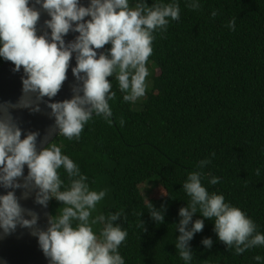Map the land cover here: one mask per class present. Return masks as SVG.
<instances>
[{
	"label": "trees",
	"instance_id": "1",
	"mask_svg": "<svg viewBox=\"0 0 264 264\" xmlns=\"http://www.w3.org/2000/svg\"><path fill=\"white\" fill-rule=\"evenodd\" d=\"M179 3L180 19L155 34L146 95L125 103L118 82L108 78L116 92L111 124L93 117L79 140H53L92 189H108L97 210H122L114 223L128 232L119 248L125 264H184L174 246L178 212L188 201L182 183L206 158L202 185L264 233V0H200L198 10ZM233 19L235 31L227 27ZM211 176L220 182L209 184ZM157 189L163 194L147 200ZM147 201L163 209L162 224L151 220ZM58 207L49 201L51 215ZM209 237L213 246L205 249L201 240ZM190 246L194 264H255V255L264 256V247L235 255L217 240L210 220Z\"/></svg>",
	"mask_w": 264,
	"mask_h": 264
},
{
	"label": "clouds",
	"instance_id": "2",
	"mask_svg": "<svg viewBox=\"0 0 264 264\" xmlns=\"http://www.w3.org/2000/svg\"><path fill=\"white\" fill-rule=\"evenodd\" d=\"M185 4L193 10L201 7L200 0H185ZM37 5L49 17L44 21L48 31L41 35L36 29L40 18ZM180 13L179 0H153L151 6L146 0H88L87 6L81 0H0V59L10 61L14 72L23 69L24 94L15 105H0V189L5 191L0 194V236L11 234L18 226L32 229L31 235L49 264H125L119 248L128 232L114 223L122 210L108 214L97 210L108 189H92L78 164L56 143H47L38 151L40 133H22L9 107L39 112V103L45 102V97L51 101L60 91L74 56L71 73L76 85L71 98L45 102L54 119L53 131L68 140H79L93 117L111 124L109 102L116 100V92L108 78L118 82L123 102L135 103L144 97L155 34L166 32L170 22L180 19ZM217 14L216 10L211 12L212 17ZM235 25L233 19L227 27L235 31ZM70 32L78 35L66 43L64 37ZM105 45L109 47L97 51ZM29 94L35 95V102L26 98ZM119 123L123 125L124 120ZM46 141L47 136L41 143ZM209 163L208 158L199 161V170L188 173L182 183L188 201L178 212L174 246L184 264H194L190 241L202 230L205 220L212 222L217 240L235 255L264 247V233L255 222L226 202L222 194L210 193L202 185L203 169ZM61 169L66 179L61 178ZM256 174H260L259 169ZM208 182L216 185L220 178L211 176ZM17 189L25 190L24 199L34 192V203L41 207L46 208L51 200L60 204L48 218L46 230L35 227L39 216L20 205ZM147 208L153 222H164L163 209L149 201ZM197 215L200 218L193 220ZM139 227L142 229L143 224ZM201 244L210 249L213 240L204 238ZM253 260L264 264L262 255H255Z\"/></svg>",
	"mask_w": 264,
	"mask_h": 264
},
{
	"label": "water",
	"instance_id": "3",
	"mask_svg": "<svg viewBox=\"0 0 264 264\" xmlns=\"http://www.w3.org/2000/svg\"><path fill=\"white\" fill-rule=\"evenodd\" d=\"M87 3L88 0H81V4L87 6ZM36 8L40 11V18L36 25L37 35H41L48 31L44 25V21L49 19V17L38 5ZM76 35L78 34L71 32L67 34L64 37L66 43L73 40ZM105 46L104 49L97 51H104ZM74 66L75 59L73 56V58L70 59L69 69L66 73L67 79L62 84L60 91L51 101H48V98L45 97V102L64 101L71 98L72 88L76 85V81L71 73V68ZM13 68L14 65L10 61L5 60L0 66V105H15L24 96L21 83L23 69L21 68V71L14 72ZM26 98L35 102L34 94H29ZM45 102L39 103V112H30L27 109H12L9 107V111L15 122L22 129V133L33 131L40 133L37 140L38 151L42 147L47 146V143L53 142L57 137V133L53 131L54 119L50 116V109L46 107ZM45 136H47V141L41 143ZM21 138L23 139V134ZM24 175H27L26 167L24 169ZM19 182H23L22 178ZM24 191V189H17L15 191L20 205L24 209L32 210L38 214L39 219L35 227L39 230H46L48 227V218L51 216L49 202L46 208L41 207L34 203V192H31L28 198L24 199L22 195ZM0 194H5V191L0 189ZM32 231V229L18 226L11 234L0 236V262H3V264H49L48 259L43 255L38 246L37 239L31 235Z\"/></svg>",
	"mask_w": 264,
	"mask_h": 264
},
{
	"label": "rangeland",
	"instance_id": "4",
	"mask_svg": "<svg viewBox=\"0 0 264 264\" xmlns=\"http://www.w3.org/2000/svg\"><path fill=\"white\" fill-rule=\"evenodd\" d=\"M162 194H163V191L161 189H157L147 197V200H152V199H154V198H156Z\"/></svg>",
	"mask_w": 264,
	"mask_h": 264
}]
</instances>
